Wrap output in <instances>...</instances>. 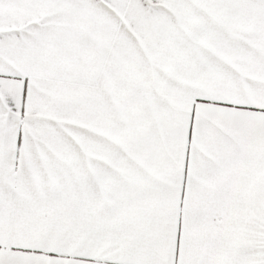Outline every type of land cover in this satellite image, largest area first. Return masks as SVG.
Instances as JSON below:
<instances>
[{"label":"snow or ice","instance_id":"obj_1","mask_svg":"<svg viewBox=\"0 0 264 264\" xmlns=\"http://www.w3.org/2000/svg\"><path fill=\"white\" fill-rule=\"evenodd\" d=\"M0 264H264V0H0Z\"/></svg>","mask_w":264,"mask_h":264}]
</instances>
